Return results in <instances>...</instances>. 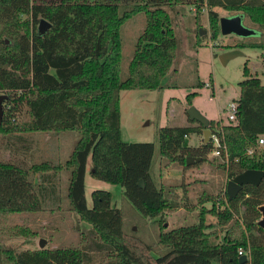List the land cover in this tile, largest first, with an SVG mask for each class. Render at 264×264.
I'll use <instances>...</instances> for the list:
<instances>
[{
    "label": "trees",
    "instance_id": "trees-1",
    "mask_svg": "<svg viewBox=\"0 0 264 264\" xmlns=\"http://www.w3.org/2000/svg\"><path fill=\"white\" fill-rule=\"evenodd\" d=\"M180 1L0 0V91L7 95L0 122V264H264V230L257 224L258 206L264 204V177L257 186L243 185L231 200L225 188L223 205L227 207L209 210L218 217L219 225L232 220V225L242 228L239 237L211 240L206 232L209 226L203 222L204 210L197 223L161 233L159 241L168 251L158 256L151 255L150 246L140 239L124 234L122 212L111 204L109 191L93 190L92 205L87 204L84 182L90 158V175L124 186L125 197L142 215L160 218L169 205L159 180L161 163L157 177L151 171L155 145L127 142L120 136L119 95L122 90L162 87L160 82L177 46L167 7L176 11ZM194 1L198 2L196 11L199 4L207 5L213 36L218 32L214 7L242 10L257 23L260 34L238 44L264 48V0ZM139 11L144 12L145 26L128 74L121 78L120 26ZM22 13L31 17L32 30L29 19L21 21ZM41 17L51 26L39 35L35 26ZM243 72L235 120L218 128L210 125V131L225 145L218 157L226 159L222 168L228 179L247 169L264 171V144L262 152L256 150L259 137L264 136V83L248 74L246 67ZM195 95L188 94L187 100ZM21 104L28 117L17 120ZM201 129L157 128L160 160L173 156L183 166L187 155L204 160L213 149L211 139L196 148L185 143V136L203 133ZM69 130L79 137L63 165L29 163L31 133ZM249 148L254 149L252 155L247 154ZM61 169L68 173V209L90 226L80 246L29 250L4 243L10 236L29 234L6 230L8 215L60 209ZM139 180L144 187L138 185ZM174 206L177 204L170 207ZM240 247L249 250L244 262L239 261Z\"/></svg>",
    "mask_w": 264,
    "mask_h": 264
},
{
    "label": "rangeland",
    "instance_id": "rangeland-1",
    "mask_svg": "<svg viewBox=\"0 0 264 264\" xmlns=\"http://www.w3.org/2000/svg\"><path fill=\"white\" fill-rule=\"evenodd\" d=\"M197 4L198 2L194 0H182L178 3L176 11H171L167 7L172 14L177 46L173 62L160 82L162 87L122 90L119 95L120 136L127 142H152L155 145L151 171L157 177V167L161 163L159 180L164 187L168 207L164 209L160 218L146 217L127 200L124 195V186L90 175V158L85 174L84 186L88 206L92 205L93 190L109 191L111 204L122 212L124 234L138 238L150 246L153 256L168 251V247L159 241L161 233L178 226L197 223L200 212L204 210L206 213L203 222L209 226L206 232L210 234L211 240L220 241L221 230H219L218 217L209 210H220V204L223 205L226 200L224 192L228 180L222 168L226 159L215 156L212 149L206 154L204 160L189 166H183L173 156L160 160L157 128L192 126L203 129L204 127L198 121L189 119L187 110L191 106L208 118L209 129L210 125L218 128L228 123L226 107L239 96L238 83L245 78L244 67L248 69V74L259 77L264 83V48L238 44L257 39L259 33L239 36L234 33L220 32L219 17L242 12V10L214 7L218 13V32L213 36L207 5L199 4L200 10L196 11ZM19 17L21 21L29 19L30 30L33 29L28 13H22ZM243 23L250 27H257V23L247 14H244ZM37 25L38 23L36 28ZM144 26L145 15L142 11L132 14L120 26L121 78H126L128 74V66L134 54L136 41ZM199 28H203L204 31L198 33ZM5 40L10 42L7 36ZM231 48H239L242 53L222 63L219 54ZM193 92L196 95L188 101L187 95ZM0 94H2L1 91ZM2 108L4 114L7 109L4 101ZM27 117L25 105L21 104L15 118L24 120ZM30 136L33 141L29 163L53 162L63 165L79 133L71 130L46 131L34 132ZM185 143L187 146L200 147L204 143L203 133L201 131L189 133L185 136ZM262 149L263 146H260L256 150L260 153ZM59 176V190L62 196L60 209L8 215L4 222L6 230H26L29 234L10 236L3 239L4 243L12 244L18 249H39L38 243L42 238L45 240L43 248L80 246L90 226L68 209L64 186V183H67L68 173L61 169ZM173 204L177 206L171 208ZM178 208H182L180 212Z\"/></svg>",
    "mask_w": 264,
    "mask_h": 264
},
{
    "label": "water",
    "instance_id": "water-1",
    "mask_svg": "<svg viewBox=\"0 0 264 264\" xmlns=\"http://www.w3.org/2000/svg\"><path fill=\"white\" fill-rule=\"evenodd\" d=\"M244 14L242 12L233 13L230 15H221L219 17V26H220V32L223 34H229L234 33L239 36H249V35H255L257 32L260 34V31L254 27L247 26L243 23ZM51 26V22L45 19L44 17H41L38 25H37V33L39 35L45 33ZM204 31L203 28H199V32L202 33ZM239 48H231L227 49V51L222 52L219 54V59L222 63H226L229 59L237 56L238 54H241ZM7 98V95L5 93L0 94V122L3 117V108L2 104L3 101ZM187 115L190 120L192 121H198L199 124H201L203 128V138L204 143L208 142L211 137V131L209 129V120L207 117L202 115L198 110H196L194 107H190L187 110ZM201 160L199 156H192L187 155L185 156V165L189 166L194 163H197ZM264 177V171L259 169H247L236 176H234L231 179L227 180L226 183V193L228 196V200H231L235 198L238 194V192L242 189L243 185L251 184L254 186H257L261 180ZM138 185L140 187H144L143 180H139ZM258 211L260 212L261 218L257 221V224L264 230V204L258 206ZM45 244L44 239L39 240V247L43 248ZM247 260L246 255H242L239 257L240 262H244Z\"/></svg>",
    "mask_w": 264,
    "mask_h": 264
},
{
    "label": "built area",
    "instance_id": "built-area-1",
    "mask_svg": "<svg viewBox=\"0 0 264 264\" xmlns=\"http://www.w3.org/2000/svg\"><path fill=\"white\" fill-rule=\"evenodd\" d=\"M226 118L227 121H234L235 117H236V113H237V104L235 101H232L230 103H228L227 107H226ZM210 139L212 140L213 143V154L215 156H220L221 155V151L224 150L225 152V145L223 143H221V141L218 139V136H216L215 133L211 132V137ZM264 144V136H260L258 139V143H257V147H260L261 145ZM254 149L253 148H249V150L247 151V154L252 155L253 154ZM247 251V252H246ZM248 249L245 248H238V255L242 256V255H246L248 258Z\"/></svg>",
    "mask_w": 264,
    "mask_h": 264
},
{
    "label": "crops",
    "instance_id": "crops-1",
    "mask_svg": "<svg viewBox=\"0 0 264 264\" xmlns=\"http://www.w3.org/2000/svg\"><path fill=\"white\" fill-rule=\"evenodd\" d=\"M4 153H5L6 157L9 156L7 151H5ZM66 179H67V177H66ZM65 184L67 185V183H64V186L66 188ZM225 206L227 207L226 204H224V205L220 204V209H223ZM240 208H242V207H240ZM181 209L182 208H178V212H180ZM234 218L238 219V215L234 214ZM260 218H261V215H260ZM232 222H233L232 220H229L226 224H221L220 225V228H219V230H221V232H220V240H222L224 238L234 239L235 237H239V234L241 233L242 228L238 227L236 224L232 225L231 224ZM244 248L248 249V247H244Z\"/></svg>",
    "mask_w": 264,
    "mask_h": 264
}]
</instances>
